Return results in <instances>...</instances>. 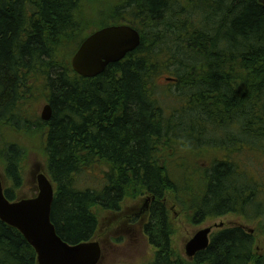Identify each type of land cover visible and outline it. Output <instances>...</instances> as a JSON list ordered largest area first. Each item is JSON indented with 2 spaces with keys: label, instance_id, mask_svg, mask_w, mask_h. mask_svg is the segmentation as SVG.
Wrapping results in <instances>:
<instances>
[{
  "label": "trees",
  "instance_id": "16d2710c",
  "mask_svg": "<svg viewBox=\"0 0 264 264\" xmlns=\"http://www.w3.org/2000/svg\"><path fill=\"white\" fill-rule=\"evenodd\" d=\"M123 24L141 34L140 47L96 78L78 75L72 59L86 28ZM39 98L52 107L50 121L29 108ZM32 153L45 160L52 221L70 244L96 238V208L116 212L147 195L155 198L144 228L157 250L151 264H264L255 251L264 238L263 5L0 0V168L13 184L10 201ZM183 170L195 185L175 177ZM229 214L258 229H219L189 260L174 251V219L199 225ZM0 264H38L1 220Z\"/></svg>",
  "mask_w": 264,
  "mask_h": 264
},
{
  "label": "water",
  "instance_id": "95a60500",
  "mask_svg": "<svg viewBox=\"0 0 264 264\" xmlns=\"http://www.w3.org/2000/svg\"><path fill=\"white\" fill-rule=\"evenodd\" d=\"M259 2L264 7V0ZM140 45L141 34L134 27L126 24L104 27L83 41L72 59V68L83 78H96ZM52 114V107L47 104L41 118L50 121ZM36 181L35 196L10 201L0 175V220L24 236L36 252L38 264H100L103 252L99 242L70 244L58 235L52 221L55 187L43 171ZM212 233L211 227L197 232L186 244L187 255L194 257L205 251L211 244Z\"/></svg>",
  "mask_w": 264,
  "mask_h": 264
},
{
  "label": "rangeland",
  "instance_id": "374dc122",
  "mask_svg": "<svg viewBox=\"0 0 264 264\" xmlns=\"http://www.w3.org/2000/svg\"><path fill=\"white\" fill-rule=\"evenodd\" d=\"M103 3L108 4L110 0H102ZM106 11V8H104ZM87 20L92 22V17L88 16ZM95 25H90L86 28L87 34H93ZM165 77H161V85L164 84ZM43 99L39 98L29 108L33 109L36 115H41L44 106ZM45 160L39 155L31 154L27 162L22 163L23 181L18 190H16V196L19 199L30 198L37 194V187L34 186V174L32 172L35 166H39L43 173H46L44 167ZM201 166H206L207 161L200 162ZM0 175L3 180V184L6 189H10L13 184L7 180L6 174L3 169L0 168ZM189 176V183L195 185L197 180L189 172L179 171L175 173V177H179L180 180L186 179ZM48 176V175H47ZM36 183V182H35ZM33 186V187H32ZM149 196L147 195H135V197H128L121 205V215H117L101 208H96L94 212L99 219V231L93 241H101L103 258L100 264H151L154 262L157 250L149 242L144 228L149 222L150 216L147 215L144 221H141L139 217H131L127 219L128 214L133 212H139L145 203L151 204V201H147ZM147 201V202H146ZM152 206V205H151ZM171 208V206L169 207ZM139 209V210H138ZM170 210V209H169ZM180 209L171 208V215L179 216ZM186 219V218H185ZM183 217L174 219L175 231L172 238L173 249L178 252L183 258L189 260L186 253V244L194 237V235L200 230L211 227L213 233L219 229L226 227L241 226L248 231H256L258 226L256 222H249L245 218L229 214L222 217H218L213 220H207L199 225H192L187 222ZM109 234L106 239L104 234ZM255 251L258 253H264V238H257L255 243Z\"/></svg>",
  "mask_w": 264,
  "mask_h": 264
},
{
  "label": "flooded vegetation",
  "instance_id": "af4514ba",
  "mask_svg": "<svg viewBox=\"0 0 264 264\" xmlns=\"http://www.w3.org/2000/svg\"><path fill=\"white\" fill-rule=\"evenodd\" d=\"M39 170H40V167L39 168H37V170L34 172V182H36L35 184H36V187H37V181H36V178H37V174H38V172H39ZM152 200L154 201V199L152 198H148L147 199V201L149 202V201H151L152 202ZM146 201V202H147ZM139 210V209H138ZM122 210H118V211H116V212H111V213H114V214H117L118 216L119 215H121L122 214V212H121ZM145 214H147V215H151V204H149V206H148V203H145L143 206H142V208L140 209V211L139 212H133L132 214H128V216H127V219H130L131 217H139L140 218V220L141 221H144V219H145V217L147 216V215H145ZM108 233L107 234H104L102 237H104L105 236V238L107 239L108 238ZM97 242H99L100 243V245H101V247H102V243H101V241H97ZM103 249V248H102ZM208 249V248H207ZM104 257V256H103Z\"/></svg>",
  "mask_w": 264,
  "mask_h": 264
},
{
  "label": "bare ground",
  "instance_id": "6f19581e",
  "mask_svg": "<svg viewBox=\"0 0 264 264\" xmlns=\"http://www.w3.org/2000/svg\"><path fill=\"white\" fill-rule=\"evenodd\" d=\"M110 26H111V25H110ZM112 26H113V25H112ZM40 171H42V170L40 169L39 172H40ZM39 172H38V174H39ZM38 174H37V176H38ZM48 177H49V176H48ZM36 179H37V178H36ZM49 179H50V178H49ZM50 180H51V179H50ZM54 187H55V186H54ZM92 241H93V240H92Z\"/></svg>",
  "mask_w": 264,
  "mask_h": 264
}]
</instances>
